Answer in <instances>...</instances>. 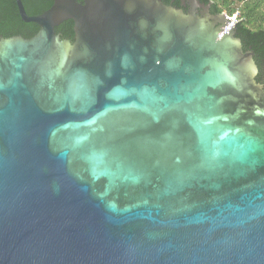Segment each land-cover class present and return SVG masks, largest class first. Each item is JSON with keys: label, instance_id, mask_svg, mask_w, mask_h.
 <instances>
[{"label": "water", "instance_id": "water-1", "mask_svg": "<svg viewBox=\"0 0 264 264\" xmlns=\"http://www.w3.org/2000/svg\"><path fill=\"white\" fill-rule=\"evenodd\" d=\"M14 3L38 32L0 36V264H264V86L235 24Z\"/></svg>", "mask_w": 264, "mask_h": 264}, {"label": "trees", "instance_id": "trees-1", "mask_svg": "<svg viewBox=\"0 0 264 264\" xmlns=\"http://www.w3.org/2000/svg\"><path fill=\"white\" fill-rule=\"evenodd\" d=\"M54 0H20L25 14L35 17L50 8ZM80 2V0H77ZM169 0L163 3L167 4ZM209 7L212 16H236L235 35L244 51L253 53L258 74L256 82L264 86V0H198ZM73 23L63 22L54 32L63 40L73 41ZM38 32L32 23H24L17 14L14 0H0V36L4 39L20 36L30 39Z\"/></svg>", "mask_w": 264, "mask_h": 264}, {"label": "flooded vegetation", "instance_id": "flooded-vegetation-1", "mask_svg": "<svg viewBox=\"0 0 264 264\" xmlns=\"http://www.w3.org/2000/svg\"><path fill=\"white\" fill-rule=\"evenodd\" d=\"M162 1L164 2L165 0H161V2ZM195 2H198L200 5H202L198 0H169L167 4H164V3L163 4L166 5V6H170L172 8L179 9L184 14L195 10V12H197V15L200 16L203 13L204 10H203L202 7H199V5H195ZM202 6L206 7V9H207V6H205V5H202ZM209 11L210 10H209V7H208V12Z\"/></svg>", "mask_w": 264, "mask_h": 264}, {"label": "built area", "instance_id": "built-area-1", "mask_svg": "<svg viewBox=\"0 0 264 264\" xmlns=\"http://www.w3.org/2000/svg\"><path fill=\"white\" fill-rule=\"evenodd\" d=\"M223 15H225V18L228 19L230 21V23L236 24V16H237L236 14L233 15L232 17H229L226 14H223Z\"/></svg>", "mask_w": 264, "mask_h": 264}, {"label": "rangeland", "instance_id": "rangeland-1", "mask_svg": "<svg viewBox=\"0 0 264 264\" xmlns=\"http://www.w3.org/2000/svg\"><path fill=\"white\" fill-rule=\"evenodd\" d=\"M225 14V13H224Z\"/></svg>", "mask_w": 264, "mask_h": 264}]
</instances>
